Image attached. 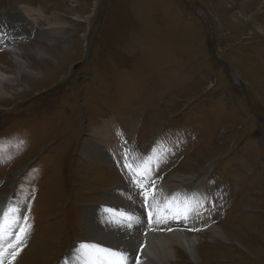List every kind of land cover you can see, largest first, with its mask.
Here are the masks:
<instances>
[{
  "label": "rangeland",
  "instance_id": "obj_1",
  "mask_svg": "<svg viewBox=\"0 0 264 264\" xmlns=\"http://www.w3.org/2000/svg\"><path fill=\"white\" fill-rule=\"evenodd\" d=\"M58 15L64 24L50 36ZM0 39L27 63L18 70L0 49L14 81L0 99V199L31 224L4 264H59L84 242L120 250L89 237L87 211L99 235L162 236L124 161L90 140L110 119L122 134L119 157L149 153L152 176L169 182L155 184L154 205L169 203V215L187 198L202 205L190 221L167 220L197 236L195 258L176 247L171 264H264V0H0ZM36 47L49 56L36 57ZM121 212L136 218L132 228L105 223Z\"/></svg>",
  "mask_w": 264,
  "mask_h": 264
},
{
  "label": "bare ground",
  "instance_id": "obj_2",
  "mask_svg": "<svg viewBox=\"0 0 264 264\" xmlns=\"http://www.w3.org/2000/svg\"><path fill=\"white\" fill-rule=\"evenodd\" d=\"M5 12H8V11H5ZM53 16H54V14H53ZM30 19H32V18H30ZM64 21L65 20H62L60 18V16L58 15L56 17V21L52 24V28L54 29V31L52 32V31H48V29H45L44 33H46L48 31V35H50V36L52 34H54L55 36L59 35L60 27L64 24ZM68 25H69V23H68ZM29 36H31V34H29ZM13 43H14V41H10V42L0 41V48H2L3 51H8L12 55V58H13L14 63H15L18 70L19 69H26L27 63L25 61H23L21 56H19L20 51L6 47L7 45L13 46ZM33 53L35 54L36 57H38L41 60L43 58H47L49 56V54L46 52V50H43V49L38 48V47L35 48ZM13 82L14 81H12L0 69V99L9 96L8 90H13L12 89L13 86H11L10 89H9V86H8V88H6V86L12 85ZM120 134H121L120 128L114 122L113 119H110V120L105 121V122L103 121L101 126L93 128L92 133L89 137H90L91 142L96 144L98 147L102 148L103 150H105L109 154H112L114 157L120 158L119 152H121V150H122L121 148H123V146H124L121 142H119L120 141L119 138H121V135H122V134L121 135ZM148 154L149 153H146L145 157H142V158L144 161H150V166L152 168V175H153V164H152V160L150 159ZM197 158H200V156ZM138 164H140L141 167H148L149 166L148 164H144L140 160H139ZM154 173H155V171H154ZM200 175H204V174L201 173ZM189 177L196 178V176L192 173H190L189 175L187 174V175H181V176H179V175L174 176V178H177L178 180H184V179L189 178ZM152 179L155 181V184L162 185V186L169 183L168 181L165 182L162 180H158L154 176H152ZM188 195H189V193H188ZM112 197H113V195H112ZM5 204H6V198L5 197L1 198L0 199V209L5 208L4 207ZM166 204H169V203H166ZM166 204L162 206V209L171 208V207H168L170 205H166ZM89 206H92V205H89ZM172 207H173V205H172ZM174 210H175V208H174ZM89 220H90V218H89L88 211H87V212H85L84 226L83 227H84L85 232L87 231L86 233L89 235V237L92 238V236H93L94 239L95 238H98L99 240L102 239L105 241L106 244H112L113 247H115L116 249L121 248L122 250L124 249L125 251H128V253H130V254H128V260H127L126 264H135L133 262H134V258L137 256V254L140 255L139 258L141 260V264H153L152 262H150V260H152L151 258L145 259V256H147V255L151 256L152 258L156 257L160 261H164V263H161V264H171L170 260L175 259L176 256L178 255V253L175 250L176 247H179L183 251V254L190 257L191 259L195 258V255H196L195 250L197 247V245H196L197 244V239H196L197 236L192 237L191 235H188V232L186 230H188L189 227L185 228V227H182L183 225H175V228H174V227H172L173 224L170 227L168 225V221H167L166 223H164L165 231L163 232L162 236H160L159 238H157L155 236L156 238L154 240L150 237L148 239H146L147 232L144 229H141L139 235H137L135 237H134V235L138 231V229L126 232V236H124V237L120 234H117V233H114L111 231H105V230H103L102 233L99 235V232L96 231L94 227L89 225ZM188 221H190V219H188ZM179 224H181V223H179ZM191 227L197 228L196 226H194V227L191 226ZM149 228H151V227H148V233H152V230H150ZM207 228L211 229V231H213L215 234L219 233L218 236L220 238H223V239L225 238L224 233L221 231L223 228L221 229V227H220L218 229V226H215L213 224H208ZM209 229H207V231ZM149 235H151V234H149ZM95 236H97V237H95ZM98 236H101L102 238L98 237ZM108 236L111 238V241H109L110 238ZM130 241H132V244H130ZM100 242H102V241H100ZM141 245L144 246L143 250H141V248H140ZM174 246H175V248H174ZM76 249H77V247H71L68 250L67 255L59 260V264H70L75 257ZM8 264H11V262Z\"/></svg>",
  "mask_w": 264,
  "mask_h": 264
},
{
  "label": "snow or ice",
  "instance_id": "obj_3",
  "mask_svg": "<svg viewBox=\"0 0 264 264\" xmlns=\"http://www.w3.org/2000/svg\"><path fill=\"white\" fill-rule=\"evenodd\" d=\"M120 159L124 161L122 167L127 169V175L130 177L129 183L133 192L142 197L143 206L148 210L149 223H166L168 219H191L194 215L199 216L202 207L200 201L193 205V198H187L182 207H178L176 213L169 215L171 208L161 210L159 202L156 205L152 201H157L155 191V181L152 179V168L150 161H144L141 157H133L130 151H125ZM140 160L148 167H141L140 164H134L130 161ZM152 189L151 197L149 189ZM131 199V195L127 197ZM110 210L105 209V212ZM163 212V218L158 213ZM135 217L129 213L121 212L118 217L106 220L105 223L111 224L116 228H132ZM29 217L21 213L16 205L9 203L5 208L0 209V264L10 256L13 260L19 254L20 249L25 245L31 231ZM198 231V229H191ZM143 245L140 246L143 250ZM77 264H126L128 256L119 250L101 247L97 243L84 242L76 249ZM135 264H141L139 257Z\"/></svg>",
  "mask_w": 264,
  "mask_h": 264
},
{
  "label": "water",
  "instance_id": "obj_4",
  "mask_svg": "<svg viewBox=\"0 0 264 264\" xmlns=\"http://www.w3.org/2000/svg\"><path fill=\"white\" fill-rule=\"evenodd\" d=\"M139 256H140V255H139V254H137V256L134 258V262H133V263H135V261H136V258H137V257H139Z\"/></svg>",
  "mask_w": 264,
  "mask_h": 264
}]
</instances>
